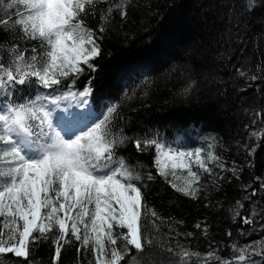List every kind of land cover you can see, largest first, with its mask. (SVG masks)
<instances>
[{
	"label": "trees",
	"instance_id": "1",
	"mask_svg": "<svg viewBox=\"0 0 264 264\" xmlns=\"http://www.w3.org/2000/svg\"><path fill=\"white\" fill-rule=\"evenodd\" d=\"M120 2L128 11L123 20L114 7ZM108 3L113 5L111 23L104 25V33L97 32L102 36L97 40L100 55L90 61L96 71L81 64L84 74L75 85L70 84L72 76L63 83L74 92L91 88L93 120H102L114 108L110 135L156 138L174 148L181 138L190 142L202 136L200 143L193 142L202 147V158L207 152L221 157L218 162L206 160L211 176L192 162L203 188L201 198L191 200L172 187L178 184L170 167L167 180L159 175L154 148L141 153L127 142L119 148L117 156L126 158L133 173L141 177L132 183L145 185V199L162 218H153L146 208L141 210L142 235L157 245L150 256L139 254L143 264H177L179 257L167 249L180 251L181 245L205 259L211 252L213 258L207 264H264V190L259 187L264 183V0H256L252 10H245L251 0ZM103 11L100 8L87 17V26L98 30ZM21 46L28 47L23 42ZM252 75L258 79L251 80ZM49 92L52 90L33 86L21 90L15 99L35 100ZM53 94L60 96L59 92ZM79 103L77 97L69 106ZM218 163L224 169H235L239 179L217 167ZM149 174L154 179H147ZM237 201L244 204L240 216L234 211ZM244 218L251 222L244 223ZM197 223L208 226L207 234L195 227ZM54 234H58L56 229L48 233L47 241L33 246L30 259L36 264H77L75 244L64 245L60 261H54ZM238 249L245 250L244 262L238 260ZM132 254L137 255L135 250ZM80 258L84 260L83 250ZM89 259H93L91 253Z\"/></svg>",
	"mask_w": 264,
	"mask_h": 264
},
{
	"label": "snow or ice",
	"instance_id": "2",
	"mask_svg": "<svg viewBox=\"0 0 264 264\" xmlns=\"http://www.w3.org/2000/svg\"><path fill=\"white\" fill-rule=\"evenodd\" d=\"M256 6V0H251L245 10ZM114 7L122 20L127 17L123 2ZM100 8L104 9L100 27L94 30L87 26L86 18ZM112 14L113 5L108 0H0V97L4 99L0 104V264L8 260L36 264L30 259L35 252L33 246L47 241L53 229L58 233L52 237L54 261H60L64 245L75 244L77 264H93V259L94 264H143L139 254L150 256L157 245L142 235L141 210L146 208L153 218H162L145 199V185L132 183L141 177L133 173L126 158L117 156L119 148L126 142L141 153L154 148V164L165 180L169 167L174 177L175 169H185L188 178L184 186L173 183L172 187L191 200H199L203 188L201 176L192 170L193 159L209 176L213 171L206 160H221L216 153L207 152L202 158V149L181 151L156 138L110 135L111 107L102 120H92L90 114L70 113L59 116L54 127L52 115L61 100L78 97L79 107L87 104L90 87L74 92L63 81L72 76L70 84L74 86L84 74L81 64L96 71L90 61L100 55L97 40L102 36L97 32L107 30L104 25L111 23ZM21 42L28 47H22ZM250 79L258 77L252 75ZM33 86L52 92L17 102V94ZM49 97L56 108L37 103ZM217 167L224 169L222 163ZM224 170L239 179L235 169ZM147 179L154 177L149 174ZM259 187L264 190V183ZM251 195L255 196L256 190ZM236 204L235 215L240 216L244 204ZM250 222L244 218V223ZM195 227L207 234L206 224L197 223ZM116 228L127 231L117 232ZM118 241L122 242L120 246ZM107 245H111L110 250ZM167 251L179 257L177 264H201V260L207 264L213 258L211 252L205 259L200 252L182 245L180 251ZM237 251L238 260L244 262L245 250ZM89 253L93 259H89ZM215 259L220 261L219 256Z\"/></svg>",
	"mask_w": 264,
	"mask_h": 264
},
{
	"label": "rangeland",
	"instance_id": "3",
	"mask_svg": "<svg viewBox=\"0 0 264 264\" xmlns=\"http://www.w3.org/2000/svg\"><path fill=\"white\" fill-rule=\"evenodd\" d=\"M48 106L49 107H54L56 108V105H53L51 103V100L49 99L48 100ZM83 113L86 114L88 112V104H86L84 107H83ZM61 115H65L63 110L56 108V111L53 112V115H52V119H53V125L54 127L57 125L58 121H57V118ZM66 116V115H65ZM56 131H60V128L59 127H56ZM253 131H255L253 129ZM61 135H64V132H61ZM194 136V135H193ZM201 137H193L191 138L189 141H196V144L200 143L201 141ZM179 143H182L184 144V139L181 138V140L179 141ZM197 148V147H196ZM197 149H200V148H197ZM181 151H184L182 149H180ZM188 151H193V150H188ZM193 162H194V159H193ZM195 163V162H194ZM175 171L177 172L176 173V182L178 184V186H184V182H185V179L188 178V175H187V171L185 169H181V168H177L175 169ZM3 218H0V220H2ZM127 231V230H126ZM110 250V248H108ZM109 258H110V254H109Z\"/></svg>",
	"mask_w": 264,
	"mask_h": 264
}]
</instances>
